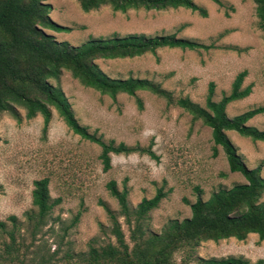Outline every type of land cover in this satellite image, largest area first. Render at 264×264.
<instances>
[{
  "label": "rangeland",
  "instance_id": "374dc122",
  "mask_svg": "<svg viewBox=\"0 0 264 264\" xmlns=\"http://www.w3.org/2000/svg\"><path fill=\"white\" fill-rule=\"evenodd\" d=\"M42 2L50 6L48 17L52 22L70 29L43 32L71 46L89 37L142 34L174 35L215 47L207 51L161 48L130 59L95 60L94 64L110 78L149 80L174 99L187 97L202 106L209 83L214 85L212 100L218 101L229 92L234 77L244 71L241 88L250 86V93L225 107L227 117L264 104V43L251 0H219L222 6L194 0L205 11L203 17L182 8L120 13L105 6L84 13L75 0ZM50 83L61 89L74 119L89 133L96 132L105 142H122L128 147L150 144L157 159L137 153L110 155V169L103 173L97 158L99 148L73 135L55 111L51 110L44 134L39 115L25 120L24 111L17 109L20 121H16L6 113L0 114V223L8 230V217H15L20 244L14 253L18 260L11 264H66L69 255L84 254L89 246L113 243L104 208L116 215L118 207L104 188L109 180L118 190L126 189L130 209L141 199L151 198L157 189L166 193L143 222L145 230L153 234H159L168 221L189 217V205L196 199L195 187L201 192V200H206L218 189L245 183L240 174L228 171L219 147L213 156L210 130L163 99L137 91L135 97L141 101L138 109L133 97L118 94L112 100L81 86L65 71ZM247 125L264 130V114L254 116ZM226 136L244 165L248 169L259 166V175L264 178V143L234 132H226ZM41 178L48 180L50 199L59 202L32 237L24 213L33 210L32 182ZM260 201H264V193ZM116 217L128 242L130 229L122 217ZM7 241L0 228V251ZM194 255L204 259L241 257L251 264L257 260L264 264V243L253 234L242 241H209L199 244ZM182 257L174 256L176 264Z\"/></svg>",
  "mask_w": 264,
  "mask_h": 264
},
{
  "label": "trees",
  "instance_id": "16d2710c",
  "mask_svg": "<svg viewBox=\"0 0 264 264\" xmlns=\"http://www.w3.org/2000/svg\"><path fill=\"white\" fill-rule=\"evenodd\" d=\"M43 0H0V114L6 113L16 121L17 109L24 111V119L31 120L37 115L42 118L41 132L44 134L51 110L55 111L65 126L80 140L99 148L97 156L101 171L110 169V155H128L132 153L157 158L147 147L138 145L128 147L124 143L103 141L96 132L89 133L74 119L70 105L58 86L50 81H57L62 71L81 86L92 89L100 95L114 100L116 95L125 94L133 97L138 109L141 101L135 92L146 91L163 99L168 105H174L190 115L193 121L210 130L213 156L216 147L224 155L230 173L240 174L245 183L236 184L229 189H218L206 200H201L200 190L195 187L196 199L189 205L190 215L180 221H168L159 234L145 230L143 222L147 214L155 209L166 193L157 189L149 199H141L134 208L127 203L125 188L118 190L116 183L109 180L104 188L117 204L115 215L105 209L110 221L109 232L113 243L102 246H89L86 253L68 256L66 264H176L174 256L182 254L179 264H251L241 257L199 258L194 249L204 242H218L234 239L244 240L253 234L258 242L264 243V178L259 175V166L248 169L226 136L234 132L251 141L264 143V130L260 131L247 125L254 116L264 114V104L233 117H227L225 107L245 98L250 93V86L241 88L245 72L238 73L226 95L213 101L214 85H207L202 106L191 102L187 97L172 98L171 93L149 80L137 78H110L105 75L95 60L125 59L154 53L161 48L189 51L213 49L214 44H199L194 41L178 39L174 35L145 36L129 34L117 36L111 34L105 38L89 37L78 46L66 42H57L45 34L43 29L53 32H69L67 27L59 26L49 17L50 6ZM79 9L87 13L101 7H109L113 12L124 13L128 10L163 11L182 8L205 16V11L194 4V0H75ZM222 6L219 0H209ZM254 4L257 26L264 43V0H251ZM30 204L33 210L24 213L26 222L31 226L33 237L44 225L52 207L59 200H51L48 193V180L41 178L32 182ZM123 218L130 229L128 242H125L117 217ZM76 220V217L73 221ZM10 228H0L7 236L0 251V264H11L18 260L14 253L20 248L17 241L16 219L8 217ZM252 264H263L257 260Z\"/></svg>",
  "mask_w": 264,
  "mask_h": 264
}]
</instances>
